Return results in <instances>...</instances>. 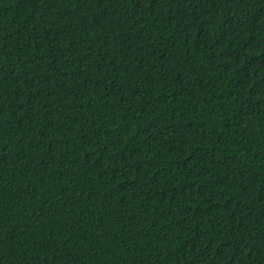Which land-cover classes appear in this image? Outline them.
Segmentation results:
<instances>
[{
	"label": "trees",
	"instance_id": "trees-1",
	"mask_svg": "<svg viewBox=\"0 0 264 264\" xmlns=\"http://www.w3.org/2000/svg\"><path fill=\"white\" fill-rule=\"evenodd\" d=\"M0 264H264V0H0Z\"/></svg>",
	"mask_w": 264,
	"mask_h": 264
}]
</instances>
